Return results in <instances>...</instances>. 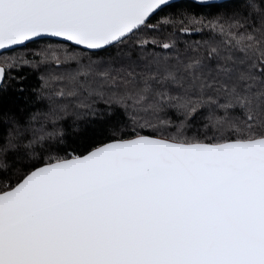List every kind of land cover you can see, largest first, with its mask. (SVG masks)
<instances>
[{
  "label": "snow or ice",
  "instance_id": "1",
  "mask_svg": "<svg viewBox=\"0 0 264 264\" xmlns=\"http://www.w3.org/2000/svg\"><path fill=\"white\" fill-rule=\"evenodd\" d=\"M0 264H264V0H0Z\"/></svg>",
  "mask_w": 264,
  "mask_h": 264
}]
</instances>
